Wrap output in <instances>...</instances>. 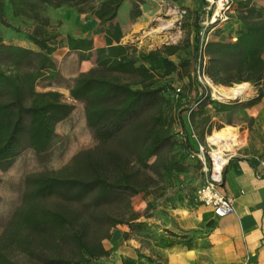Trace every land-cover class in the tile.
I'll return each instance as SVG.
<instances>
[{"label":"trees","instance_id":"trees-1","mask_svg":"<svg viewBox=\"0 0 264 264\" xmlns=\"http://www.w3.org/2000/svg\"><path fill=\"white\" fill-rule=\"evenodd\" d=\"M86 1L0 0L3 171L12 167L28 148L36 153L46 152L57 125L75 109L74 104L63 100L59 90L37 89L38 82L59 78L53 56L57 47L51 44L56 35L46 30L50 21L40 11L44 7L64 8ZM122 2L102 0L91 7V13L108 26L107 43L96 49L95 66L80 72L70 88L71 98L84 104L86 125L99 145L80 151L61 171L26 176L22 202L0 233V264H90L107 255L102 241L110 237L111 228L130 224L129 220L139 217L138 212L131 210L129 200L145 193L149 186L147 178L141 180L139 173L152 169L161 181L172 179L186 171V160L198 150L192 136H180L182 140L176 146L179 132L173 131L175 116L167 109L171 103L167 95L169 86L160 85L157 76L189 70L190 58L176 64L168 57L180 49L187 51L189 43L164 44L149 52V64L139 62L136 48L120 43V27L113 22ZM10 13L37 22L33 31L26 34L32 47L6 42L3 28L16 29L8 19ZM237 14L244 32L234 41H208L207 74L215 84L250 82L257 86V96L242 103L253 105L264 95V5L255 0H240ZM68 47L78 52L80 61L89 60L94 41L91 37L69 36ZM123 74L131 75L132 80L122 81L119 76ZM182 99L177 100L179 106ZM208 104L217 111H231L241 105L213 99L210 93L201 96L198 91L190 104L194 107L190 116ZM214 126L219 129L223 125ZM202 140L204 143L203 137ZM185 150L188 152L184 153ZM152 158L155 159L150 162ZM206 160L210 171V156ZM124 198L129 217L111 214L108 206ZM132 225L136 229L145 223Z\"/></svg>","mask_w":264,"mask_h":264},{"label":"crops","instance_id":"crops-1","mask_svg":"<svg viewBox=\"0 0 264 264\" xmlns=\"http://www.w3.org/2000/svg\"><path fill=\"white\" fill-rule=\"evenodd\" d=\"M160 1L123 0L113 21L120 27V43L141 47L151 41L152 34L160 29L165 19ZM166 1L187 8L188 14L184 21L186 39L178 43L188 42V49L193 50L197 29L206 17L203 12L205 0ZM259 4L264 5V1ZM82 15H77L80 21L77 26L66 29L51 41L57 47L53 54L56 62V55L60 51L73 57L71 64L77 71L71 74L75 78L88 69L87 65L95 66L96 49L107 43L108 26L102 25L93 14L89 23H85ZM227 16V19L213 27L209 41H234L244 32L243 23L236 11L229 10ZM69 36L93 39L91 59L79 60L78 52L68 47ZM149 47H152V43ZM160 47L148 53L137 51L139 62L149 64V52ZM186 55V50L180 49L168 57L178 64ZM57 66L59 69V64ZM181 73L173 72L169 76L178 77ZM183 99L190 101V96H183ZM248 100L228 101L241 104L231 111H217L208 104L196 110L193 117L188 114L191 103L182 102L173 113L177 132L191 139V133L195 131L202 143L203 134L208 136L207 131L214 126L215 120L219 124H231L238 128L237 132L242 138L225 158L221 181L217 186L222 194L233 198L235 211L225 216H216L211 206L194 201L193 175L198 167L192 166L196 160L187 159L186 171L172 178L175 187L171 197L161 199L156 204L149 199L140 202L133 209L139 213V217L129 220L130 224L112 227L110 237L102 241L107 255L90 264H264V95L253 105H242ZM247 120L252 125L240 130L247 124ZM215 129L214 126L212 130ZM193 143L198 149L199 142L195 140ZM197 171L202 179L209 177L203 167ZM133 222L145 225L135 229Z\"/></svg>","mask_w":264,"mask_h":264},{"label":"rangeland","instance_id":"rangeland-1","mask_svg":"<svg viewBox=\"0 0 264 264\" xmlns=\"http://www.w3.org/2000/svg\"><path fill=\"white\" fill-rule=\"evenodd\" d=\"M101 1L102 0H88L80 5L66 6L64 8L44 7L43 9H41L40 13L42 17L48 18L50 21V23L46 25V30L50 34L59 36L63 34V31H65L66 29H72L78 25L80 21L77 15L80 13H83L82 16H84V17L81 16L83 18L82 21L85 23H89L90 19H92L90 17L92 14L90 11L91 7L94 5L98 6V4ZM232 1L233 2H232L231 10L233 9L234 11L237 12V6L240 0H232ZM255 1L259 4L260 1H264V0H255ZM8 16H9L8 19L13 24V26L16 29L18 28V30L20 31H17L16 29L3 28L2 31L6 42L32 47V45L29 43V40L27 39L26 34L33 31V29L37 25V22L31 18L29 19L22 15L15 16L13 15V13H10ZM185 31L186 29L184 28V23H183V35L182 38H180V40L186 39ZM166 36L163 32L161 33L160 29H157L154 32V34H152V39L151 41H149L148 44L142 45L141 47L135 45L134 48H136V51L143 50L144 52L148 53V51L153 48H158L160 46H163L164 44H167L168 41L166 40ZM135 38L136 36H134V39ZM151 43H152V47H149ZM193 52L194 49L193 50L188 49L186 51L187 55L185 58H190L192 61L194 55ZM60 53H62V51H60L59 54L56 55L57 64H59V71H60L59 78L54 82L44 79L38 82L37 89L39 91H45L49 89L59 90L63 94V100L74 104L75 109L68 119L60 122L57 125L56 134L53 139L52 145L46 152L36 153L33 149L28 148L24 150L22 154L16 159L12 167H10L6 171L0 169V233H2L4 227L7 225L8 221L12 217V214L20 206L22 202V195L26 187L25 179L27 175L32 173H40V172L53 171V170L61 171L71 163L73 157L76 154H78L80 151L94 149L99 145L93 135L92 130L86 125L85 115H84V111H85L84 104L80 101L74 100L70 96V88L72 87L75 79V77L71 73H75L77 71V68L73 69V64H71V59L73 57L69 53L66 54L65 53L60 54ZM191 65L189 70L182 71L181 75L178 77L175 75L161 76L160 73H157L159 84L162 86H169L168 87L169 91H167L168 92L167 95L169 96L171 103L167 105L168 107L167 109L172 114L175 113L177 108L179 107L177 100L171 97V91L175 86H180L182 88L181 99L183 98V96H187V97L190 96V101L189 99L188 100L182 99V102H184V104L191 103L193 97L199 91V87L196 84L194 78L192 77ZM87 66L88 69L93 67L91 66V64ZM119 78L122 81L132 80V76L127 74L120 75ZM210 92L213 94L216 100H219L221 102L236 101V100H240L241 98L243 100H248L254 96H257L258 87L250 83L249 93L244 97H240L237 99L228 98V97L218 98L217 96L214 95V88L212 87L210 88ZM214 122L218 123L217 120H215ZM251 125L252 122L247 120V124L245 126H242L240 130H242L244 127H248ZM173 131L176 133L177 129L173 127ZM213 131L214 130H212V132ZM236 131H238V128ZM237 134L240 142L242 138L241 134L239 132H237ZM207 137H208L207 135L205 136V134H203V138L205 141L204 144H206V150H207L206 156L207 155L210 156L213 167L214 158L212 156V152L216 150L217 146L212 144L210 141H208ZM176 139H177L176 146H178L180 145V141L182 139L180 138V136L176 137ZM236 145H234V147ZM231 150L225 151V158L228 157ZM154 159L155 158H152L150 162H153ZM190 159L196 160L195 161L196 163H194V165L192 166H194L195 168L198 167L194 171V175H193L194 183L192 187L194 188V194L192 196L194 201L199 203L198 200L196 199L197 190L207 182V180L212 174L213 168H211V170L209 171L207 160H205V163H203L201 159L200 160L195 158H190ZM200 161L202 162L201 164ZM131 167L136 168L134 165H131ZM201 167H203L204 171L208 173L209 176L208 178L207 177L206 179L201 178L200 172L197 171L201 169ZM139 177L141 178V180H145L146 177L149 182V186L145 193H141L129 197L131 203V210H133L134 207L138 206V204L143 200L149 199L153 204L154 203L156 204L160 202L159 200L161 199L165 200L171 197V194L173 193L175 187V185H173L174 184L173 179L167 178L161 181L159 176L152 169L141 171L139 173ZM108 208H109V212L114 216H124L125 218L129 217V210L126 209L125 207V198L124 201L110 205L108 206ZM85 216L86 215H84V217Z\"/></svg>","mask_w":264,"mask_h":264},{"label":"built area","instance_id":"built-area-1","mask_svg":"<svg viewBox=\"0 0 264 264\" xmlns=\"http://www.w3.org/2000/svg\"><path fill=\"white\" fill-rule=\"evenodd\" d=\"M232 0H205L203 12L206 17L200 22V26L196 32L194 55L191 61L192 63V77L198 85L202 96H207L210 92V88H213V82L207 74L208 56L206 55V45L209 41V35L213 27L225 19H227V12L231 10ZM161 8L164 11L165 19L160 25V31L166 36L167 44H176L179 42L183 35V23L187 17L188 10L185 7L177 6L168 3L166 0L160 1ZM182 95V88L175 86L171 91V97L179 100ZM194 109L190 105L188 114L190 116L191 111ZM191 117V116H190ZM181 137L183 133H178ZM191 136L199 142L198 150L190 154L192 158L198 157L205 163L206 160V144L202 143L199 136L194 131ZM222 173V172H221ZM221 181L220 178H214L213 173L207 180V182L197 190V200L199 203L209 205L213 208L216 216H225L235 211L233 198L222 194L218 189V184Z\"/></svg>","mask_w":264,"mask_h":264},{"label":"bare ground","instance_id":"bare-ground-1","mask_svg":"<svg viewBox=\"0 0 264 264\" xmlns=\"http://www.w3.org/2000/svg\"><path fill=\"white\" fill-rule=\"evenodd\" d=\"M214 95L218 98H240L247 95L250 91L249 82L236 83L232 86L212 84ZM242 99V98H241ZM237 128L231 124L223 125L215 129L208 135L207 139L217 148L212 152L213 160V177L219 179L225 163V151L231 150L239 142Z\"/></svg>","mask_w":264,"mask_h":264}]
</instances>
